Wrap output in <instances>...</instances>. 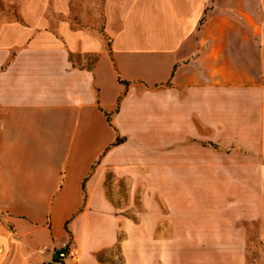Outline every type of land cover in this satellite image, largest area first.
Instances as JSON below:
<instances>
[{"label":"crops","instance_id":"crops-1","mask_svg":"<svg viewBox=\"0 0 264 264\" xmlns=\"http://www.w3.org/2000/svg\"><path fill=\"white\" fill-rule=\"evenodd\" d=\"M250 235L264 0H0V264H249Z\"/></svg>","mask_w":264,"mask_h":264},{"label":"rangeland","instance_id":"rangeland-1","mask_svg":"<svg viewBox=\"0 0 264 264\" xmlns=\"http://www.w3.org/2000/svg\"><path fill=\"white\" fill-rule=\"evenodd\" d=\"M120 188H119V187ZM118 187V188H117ZM117 191V192H116ZM109 196L111 197L115 207L121 209L128 204V188L123 182H117L112 175H109ZM142 211L140 202H136L135 210L128 212L125 215L136 219L138 214ZM253 249L249 252V264H259L261 259H264V239H260L256 235H250ZM101 261L106 264H123L119 252V247L115 248V252L107 256H103Z\"/></svg>","mask_w":264,"mask_h":264},{"label":"trees","instance_id":"trees-1","mask_svg":"<svg viewBox=\"0 0 264 264\" xmlns=\"http://www.w3.org/2000/svg\"><path fill=\"white\" fill-rule=\"evenodd\" d=\"M121 83H123V82H121ZM124 84H125L126 87H128V85H129L127 83H124ZM108 120L110 122V116L108 117ZM117 143H118V141H117ZM84 189H85V186H84ZM65 249H69V247L66 246V248H63V249L59 250L58 252H56V254L54 256V259H53V262L51 264H59V263L61 264V263H63L62 260L59 259V254L61 252H63V251H66Z\"/></svg>","mask_w":264,"mask_h":264},{"label":"built area","instance_id":"built-area-1","mask_svg":"<svg viewBox=\"0 0 264 264\" xmlns=\"http://www.w3.org/2000/svg\"><path fill=\"white\" fill-rule=\"evenodd\" d=\"M66 248V247H64ZM66 251H63L59 254V259L60 260H65L66 258H68V256H71V252L69 251V249H65Z\"/></svg>","mask_w":264,"mask_h":264}]
</instances>
